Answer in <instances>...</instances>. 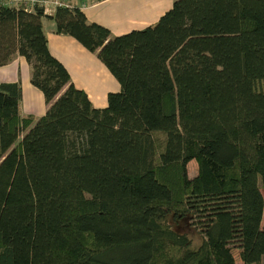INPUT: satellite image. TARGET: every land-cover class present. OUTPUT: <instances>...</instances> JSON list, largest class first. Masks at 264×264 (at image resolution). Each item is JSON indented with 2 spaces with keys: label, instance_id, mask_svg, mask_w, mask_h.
<instances>
[{
  "label": "trees",
  "instance_id": "obj_1",
  "mask_svg": "<svg viewBox=\"0 0 264 264\" xmlns=\"http://www.w3.org/2000/svg\"><path fill=\"white\" fill-rule=\"evenodd\" d=\"M44 17L119 82L105 107L51 54ZM15 53L48 108L22 116L19 82L0 84V264H237L233 248L260 263L264 0H173L115 36L74 5H0V66Z\"/></svg>",
  "mask_w": 264,
  "mask_h": 264
},
{
  "label": "crops",
  "instance_id": "obj_2",
  "mask_svg": "<svg viewBox=\"0 0 264 264\" xmlns=\"http://www.w3.org/2000/svg\"><path fill=\"white\" fill-rule=\"evenodd\" d=\"M167 1L169 7L165 10L161 7L160 10L156 5L141 0H69L84 12L87 22L106 26L111 36L155 23L170 8L172 2ZM53 12L45 14L52 15ZM42 25L51 54L65 66L72 84L87 93L94 107H105L108 93L118 91L120 84L97 53L87 50L69 35L56 33L52 19L42 18ZM31 71L30 63L15 53L8 63L0 66V84L19 82L20 114L38 118L46 112L48 104L42 92L31 84Z\"/></svg>",
  "mask_w": 264,
  "mask_h": 264
},
{
  "label": "rangeland",
  "instance_id": "obj_3",
  "mask_svg": "<svg viewBox=\"0 0 264 264\" xmlns=\"http://www.w3.org/2000/svg\"><path fill=\"white\" fill-rule=\"evenodd\" d=\"M141 1L147 2L148 4L150 3L151 5H156L158 7V9H160L161 7H164V9H162V10H165L166 8L169 7V3L167 0H141ZM170 1L172 2V0H170ZM187 171H188L189 177H193L196 174L197 164H196L195 160H191L187 164ZM258 183H260L259 180H258ZM261 191H262V194L264 197V189L261 188ZM263 220H264V217H263ZM170 221H171L172 227L175 231L187 234V236L191 239L192 245L194 247H197L198 245L201 244L202 238H201L199 232L193 226L188 224L185 220H180V221H178L179 223L173 222L172 220H170ZM232 253H233V256L236 260V263L242 264V261L238 255V249L233 248ZM259 264H264V256L262 257Z\"/></svg>",
  "mask_w": 264,
  "mask_h": 264
},
{
  "label": "built area",
  "instance_id": "obj_4",
  "mask_svg": "<svg viewBox=\"0 0 264 264\" xmlns=\"http://www.w3.org/2000/svg\"><path fill=\"white\" fill-rule=\"evenodd\" d=\"M2 6L24 7L32 10L35 6L41 7L44 13L53 12L56 7H72L69 0H0Z\"/></svg>",
  "mask_w": 264,
  "mask_h": 264
}]
</instances>
